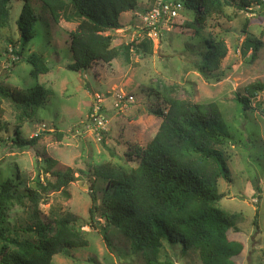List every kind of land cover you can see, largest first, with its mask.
<instances>
[{"label":"rangeland","instance_id":"obj_1","mask_svg":"<svg viewBox=\"0 0 264 264\" xmlns=\"http://www.w3.org/2000/svg\"><path fill=\"white\" fill-rule=\"evenodd\" d=\"M138 1L136 13L119 17L120 29L106 32L112 36L111 46L118 49L117 56L108 63L96 60L81 71L68 68L72 61L69 31L75 23L54 22L42 3L30 0L37 20L33 37L21 49L16 20L23 1H10L8 21L0 28V88L10 93L9 98L0 94V183L13 179L17 198L3 212L4 235L37 241L43 225H48L44 233L51 235L54 221L71 215L72 227L81 232L87 245L54 254L50 264H148L122 230L94 210L106 182L92 170L102 164L125 172L137 167L135 149L145 147L157 131L162 117L153 111L167 108L165 98L213 101L229 130V136L213 146L223 152L230 172V180L218 178L216 205L234 215L235 228L226 234L241 243L242 249L233 260L264 264V91L250 99L248 109L239 101L245 85L264 83V4L252 1L243 7L240 0H222L223 13L199 23L195 10L183 4L179 15L160 27L151 52L132 51L126 60L122 46L136 39L132 27L139 24V14L145 10V0ZM210 38L224 40L227 52L218 69L202 74L198 68ZM254 40L262 44L253 58ZM246 43L249 47L242 52ZM30 53L41 55L49 71L31 76ZM36 85L53 94L40 106L19 105L16 100L21 101ZM119 92L134 97L121 110L114 105ZM96 105L104 116L103 129L98 130L89 122ZM16 131L23 139L38 135L36 142L15 145ZM206 160L209 168L215 166ZM66 168L72 181L58 187L53 172ZM14 249L11 241L0 237V260ZM157 258L155 264H202L196 249L183 251L179 243L165 240Z\"/></svg>","mask_w":264,"mask_h":264},{"label":"trees","instance_id":"obj_2","mask_svg":"<svg viewBox=\"0 0 264 264\" xmlns=\"http://www.w3.org/2000/svg\"><path fill=\"white\" fill-rule=\"evenodd\" d=\"M10 1L0 0V28L8 21ZM22 1L16 20L21 49L33 37V26L37 20L30 0ZM38 1L49 11L54 22L62 19L75 23V27L69 31L72 61L68 68L73 71L85 70L96 60L108 63L116 57L118 49L111 46L112 36L106 32L122 27L119 20L122 12L139 8L138 0ZM182 1L185 7L195 10L196 23L207 16L223 13L222 0ZM240 1L243 7H248L252 1L264 4L261 0ZM247 23L246 20L243 28ZM142 35L141 39H133L122 46L126 60H129L132 51L151 52L152 40L145 32ZM261 44L260 40H254L251 48L253 58ZM206 47L202 65L198 68L202 74L218 69L227 52L222 39L210 38L206 41ZM248 47L246 43L242 52ZM13 50L15 54H21ZM27 60L32 66L30 73L33 77L50 69L43 57L36 53H30ZM243 91L245 95H241L239 101L244 109H248L250 99L264 91V83H249L243 87ZM0 94L7 98L10 96L2 88ZM52 94L51 90L36 85L21 101L16 102L24 108L40 106ZM165 101L167 108L164 111H153V114L162 117L154 136L145 147L135 149L139 158L137 167L129 172L109 164L93 168L92 174L106 182L102 199L94 210L108 224L121 229L133 247L142 252L148 264L158 262L162 240L171 245L179 243L183 251L196 249L202 264H236L233 257L241 251L242 245L229 240L226 234L229 228H235L234 215L216 205L220 198L218 178L230 180V172L223 152L213 145L221 144L229 136L228 127L213 101L196 103L170 97ZM37 136L23 139L16 131L12 142L19 147L33 145ZM193 153H197L198 157L193 159ZM206 159L215 166L209 168ZM67 170L53 172L58 176V187L72 181L73 177ZM15 187L11 178L0 183V223L8 202L17 198ZM256 189L260 191L258 187ZM73 219L71 215L56 219L51 235L44 233L48 225H43L40 229L42 235L37 241L5 236L6 228L1 225L0 237L11 241L16 249L5 253L0 264H50L54 254L86 246L87 240L72 227ZM103 238L106 240V235Z\"/></svg>","mask_w":264,"mask_h":264},{"label":"built area","instance_id":"obj_3","mask_svg":"<svg viewBox=\"0 0 264 264\" xmlns=\"http://www.w3.org/2000/svg\"><path fill=\"white\" fill-rule=\"evenodd\" d=\"M144 4L145 10L139 14L140 22L132 29L135 38H142V33L145 32L152 41L153 38L158 37L160 27L165 26L167 21L176 18L183 7V3L179 0H145ZM9 50L12 52L10 47ZM133 100V95L125 92L115 93L114 95V105L117 106V110L126 108ZM101 109L99 105H96L89 114L90 125L96 130L103 129L104 126V116Z\"/></svg>","mask_w":264,"mask_h":264},{"label":"crops","instance_id":"obj_4","mask_svg":"<svg viewBox=\"0 0 264 264\" xmlns=\"http://www.w3.org/2000/svg\"><path fill=\"white\" fill-rule=\"evenodd\" d=\"M139 5H140V2H139ZM132 13V11H125V12H122L121 14H120V17H124L125 15H129V14H131ZM70 23V22H69ZM74 23V22H73ZM118 29H120V28H118Z\"/></svg>","mask_w":264,"mask_h":264}]
</instances>
